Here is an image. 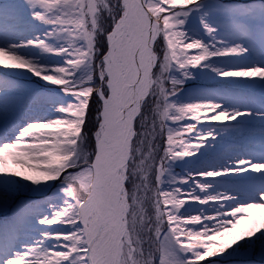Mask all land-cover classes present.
<instances>
[{"label":"snow or ice","instance_id":"snow-or-ice-1","mask_svg":"<svg viewBox=\"0 0 264 264\" xmlns=\"http://www.w3.org/2000/svg\"><path fill=\"white\" fill-rule=\"evenodd\" d=\"M3 69L0 264H264V0H0Z\"/></svg>","mask_w":264,"mask_h":264},{"label":"rangeland","instance_id":"rangeland-1","mask_svg":"<svg viewBox=\"0 0 264 264\" xmlns=\"http://www.w3.org/2000/svg\"><path fill=\"white\" fill-rule=\"evenodd\" d=\"M190 54H196L195 52L190 53ZM5 63H11L10 61H5ZM0 78H7V79H17L19 78V81L21 83H26L29 86L34 87V80L36 79L35 77H32L30 74L25 75L22 70L18 69H3L0 70ZM170 86V85H169ZM0 126H2V123H0ZM186 139V138H184ZM251 150L256 151V148L253 147ZM9 167L13 171H21L26 174H32L35 175V173L29 172L28 169L23 168L21 165L14 164L12 163L11 159L9 158ZM179 171V170H178ZM39 199V198H38ZM195 214V213H194ZM3 217L0 216V219ZM264 223V209L261 212H258L257 217L253 216V211H252V216L248 219L243 221L232 233H230L228 236L222 237L220 239H223L226 243H230L231 240L239 235L242 234L245 230L251 229L253 227H258L260 224ZM50 227H55V225L50 226ZM215 258H208L206 261L202 262V264H208L209 260H213Z\"/></svg>","mask_w":264,"mask_h":264},{"label":"bare ground","instance_id":"bare-ground-1","mask_svg":"<svg viewBox=\"0 0 264 264\" xmlns=\"http://www.w3.org/2000/svg\"><path fill=\"white\" fill-rule=\"evenodd\" d=\"M263 209H254L253 210V216L257 217L258 212H261Z\"/></svg>","mask_w":264,"mask_h":264}]
</instances>
